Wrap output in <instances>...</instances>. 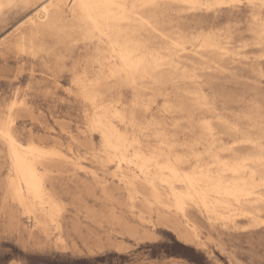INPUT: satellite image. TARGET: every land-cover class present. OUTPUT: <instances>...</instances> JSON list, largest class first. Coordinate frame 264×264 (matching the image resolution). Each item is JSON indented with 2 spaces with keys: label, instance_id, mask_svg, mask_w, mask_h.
<instances>
[{
  "label": "rangeland",
  "instance_id": "374dc122",
  "mask_svg": "<svg viewBox=\"0 0 264 264\" xmlns=\"http://www.w3.org/2000/svg\"><path fill=\"white\" fill-rule=\"evenodd\" d=\"M45 1L0 0V125L58 151L41 169L59 210L46 223L14 200L0 135V264H264V166L263 199L248 206L255 217L223 221L189 205L195 238L117 169L98 123L111 120L131 152L182 157L183 170L211 164L212 145L228 161L264 155V2L126 0L139 15L111 35L150 58L132 82L111 75L107 38L78 0H52L38 17Z\"/></svg>",
  "mask_w": 264,
  "mask_h": 264
},
{
  "label": "bare ground",
  "instance_id": "6f19581e",
  "mask_svg": "<svg viewBox=\"0 0 264 264\" xmlns=\"http://www.w3.org/2000/svg\"><path fill=\"white\" fill-rule=\"evenodd\" d=\"M258 1L264 2V0ZM45 2L36 8L38 17L46 15L52 0ZM139 3L145 6L150 2L139 0ZM78 8L92 22L94 28L107 38L111 51L108 57L111 75L123 71L134 82L133 74L143 70L150 58L140 48L120 44L118 39L112 37L111 30L118 23L128 20L129 14L139 15L136 8L127 6L126 0H78ZM140 18L146 20L143 16ZM208 45H214V43H208ZM114 116L117 115L114 114ZM98 123L102 126L104 145L116 162L117 169L129 172L130 184L145 183L150 190L147 202L151 206L155 204L171 212L194 237L199 238V233L188 217L189 205L195 206L209 218L223 219V221H229L237 212L244 216L255 217L248 206L254 196L257 199H263V196L258 193V172L264 166V155L261 153L255 152L228 161L212 145L209 152L212 157L211 164L195 165L191 170H183L179 166V163L183 161L182 157L179 156L175 160L167 157L163 161H158L155 156L145 155L140 149L134 148L131 152L128 139L119 133L111 124V120L100 119ZM205 130L213 138V143L218 141L209 124L205 125ZM0 135L10 148V158L15 174L11 183L14 200L16 199L27 212L34 215L40 214L46 223L48 221L52 223L56 220L54 216L59 206L48 193L41 162L57 154L58 151L46 149L34 142L24 144L3 125H0ZM9 136L15 142L14 144L7 140ZM225 141H223L224 150L227 149ZM59 154L57 156L60 157ZM52 159L51 161H54ZM178 185L183 188L178 189Z\"/></svg>",
  "mask_w": 264,
  "mask_h": 264
},
{
  "label": "snow or ice",
  "instance_id": "6c2138e0",
  "mask_svg": "<svg viewBox=\"0 0 264 264\" xmlns=\"http://www.w3.org/2000/svg\"><path fill=\"white\" fill-rule=\"evenodd\" d=\"M13 5H11V4H9V5H7V7H12ZM192 6H199V5H196V4H194V5H192ZM7 140L10 142V143H12V144H14L15 142L11 139V137L9 136V137H7Z\"/></svg>",
  "mask_w": 264,
  "mask_h": 264
}]
</instances>
